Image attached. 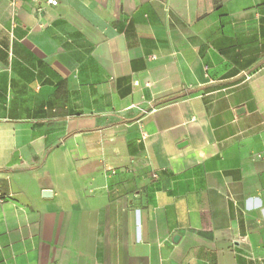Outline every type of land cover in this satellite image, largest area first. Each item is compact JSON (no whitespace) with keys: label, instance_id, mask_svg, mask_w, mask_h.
<instances>
[{"label":"crops","instance_id":"1","mask_svg":"<svg viewBox=\"0 0 264 264\" xmlns=\"http://www.w3.org/2000/svg\"><path fill=\"white\" fill-rule=\"evenodd\" d=\"M48 1L0 0V264H264V0Z\"/></svg>","mask_w":264,"mask_h":264},{"label":"built area","instance_id":"2","mask_svg":"<svg viewBox=\"0 0 264 264\" xmlns=\"http://www.w3.org/2000/svg\"><path fill=\"white\" fill-rule=\"evenodd\" d=\"M48 3L55 6L57 4V0H49ZM137 86L138 85H136V83H134V82L132 83V89H135ZM143 138H145V135L143 136ZM257 157H259V155Z\"/></svg>","mask_w":264,"mask_h":264}]
</instances>
